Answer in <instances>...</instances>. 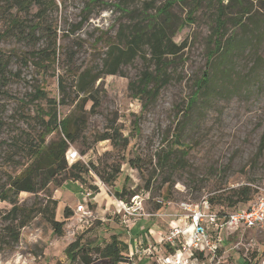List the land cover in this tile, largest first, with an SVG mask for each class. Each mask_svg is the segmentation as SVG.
<instances>
[{"label": "rangeland", "instance_id": "1", "mask_svg": "<svg viewBox=\"0 0 264 264\" xmlns=\"http://www.w3.org/2000/svg\"><path fill=\"white\" fill-rule=\"evenodd\" d=\"M210 1L211 4L214 2L207 0L206 5L194 14L195 22L186 20L187 3L176 4L172 8V13L184 20L174 41L179 45L185 43L187 48L180 57L171 58L173 64L169 73L172 81L156 100L137 96L130 88L132 83L133 88L139 85L146 70L142 60H136L123 68L122 76H104L97 81L93 91L98 92L100 106L94 112H91L92 103L89 102L85 111L76 110L81 99L74 105L58 107L62 120L71 117L77 123V142L70 146L78 156L76 161H82L90 169L92 165L97 166L105 178L110 174L111 166H120L121 173L114 184H106L100 174L90 172L85 176L83 186L73 181L65 182L61 188L50 186L53 199L60 203L59 218L63 215L64 206L73 213L66 221L63 236L55 233L46 218L37 216L21 230L19 242L14 243L7 233L10 222L5 220L11 206L0 203V264H80L82 256L90 253L89 247H103L114 234L122 241L131 238L132 248L137 246L134 238L139 242V234L144 228L129 222L130 218L124 217L123 212H117L123 208L118 196L123 188L134 192L132 197L125 196L123 200L127 208L128 205L143 207L145 213L154 214L159 211L157 206L161 205L162 218H141L148 220L150 225L158 223L160 226L166 225L169 215L179 212L181 203L202 204L210 198H226L230 190L245 185H251L255 192L252 203L264 198V156L257 158L264 134V94L250 99L210 98L208 103L199 104L188 118H184L194 82L205 70L207 40L214 19L213 11L207 7ZM258 1L247 0L255 14L264 15ZM120 2L124 5L119 9L116 4ZM166 2L46 0L45 8L32 5L28 12H21L10 10L0 0V18H3L0 19V35H3L0 51L5 65L2 70L6 75L4 81L0 78V139L4 141L0 184L6 182L8 174L19 175L33 161L30 160L26 166L15 167L5 158L12 154L11 150H6L9 148L7 145L11 144L12 137L19 135V129L30 130L35 126L37 106L47 110L46 102H30L35 91L40 88L49 98L71 103L75 98L73 87L77 75L86 68L97 73L108 44L117 41L122 24L131 22L132 18L123 11L144 10L147 5L161 8ZM3 10L5 13L2 15ZM7 14L35 25L43 19L42 26L31 36L27 29L25 37L20 39L18 30L9 29ZM54 45L57 51L53 62L51 51ZM262 49L264 57V47ZM42 51H49L50 58L43 55L39 59H30ZM251 66L252 60L245 55L239 71L246 74ZM149 71L153 72L154 68ZM59 78L65 83L64 96L58 90ZM82 119H85V124ZM110 126L128 138L126 148H116L110 141H96ZM177 133L181 134V146L175 143ZM60 137L61 132L48 135L46 144L56 142ZM168 150L174 152L173 161H182L175 171L158 164ZM83 152L86 154L82 155ZM18 160L27 162V158L19 156L13 162ZM130 160L137 166H131ZM92 186L98 187L99 191L94 193ZM43 197V194L35 197L23 193L19 197L20 204L30 207L37 198ZM80 204L87 206L89 211L85 217L77 213ZM246 206L240 204L237 209ZM214 210L224 213L235 211L226 204H215ZM15 225L9 226L10 229H15ZM81 248L85 250L79 251ZM122 250L126 249L122 247ZM220 254L223 256L220 264H244L245 261L260 264L264 260V225L259 229L238 230L228 235L226 252ZM69 256L75 259L73 263L69 262Z\"/></svg>", "mask_w": 264, "mask_h": 264}, {"label": "trees", "instance_id": "2", "mask_svg": "<svg viewBox=\"0 0 264 264\" xmlns=\"http://www.w3.org/2000/svg\"><path fill=\"white\" fill-rule=\"evenodd\" d=\"M10 10L18 9L21 12H28L33 5L45 8L46 0H1ZM207 0H167L161 8H154L153 5H147L144 10L123 11L130 19L129 24H122L117 34V41L110 42L105 52L102 64L98 72L93 69H83L76 77L74 85L75 98L71 103H65V100L57 101L49 98L43 89H37L31 96L30 102H46L47 110L42 107L36 109V124L30 130L19 129V135L12 137L11 144L7 151L12 154L6 155L5 161L13 163L15 167H23L33 159L31 164L25 168L19 175L8 174L5 183L0 184V203H8L11 209L5 220H8V236L12 237L14 243L19 242L20 232L35 217L42 216L50 223L53 230L59 236H63V228L66 221L72 216V210L64 206L63 215L59 218V201L53 199L50 192V186L61 188L65 182H79L81 185L85 182V176L90 172L96 175L100 174L104 183L114 184L121 173V167L111 166L110 174L107 178L103 176L97 166L92 165V169L87 164L78 160L69 165L67 152L71 144L77 142V123L73 118H60L58 107L66 104L74 105L77 103L76 110L85 111V105L92 103L91 112H94L100 106L98 92L93 91V87L104 76H122L123 68L133 64L136 60H142L146 70L142 73L139 85L132 88L137 96H144L150 100H156L161 91L172 81L169 68L173 64V58L180 57L186 44H177L174 41L175 34L184 24V20L178 19L172 13V8L176 4H186L188 6V17L186 20L193 19L194 14L199 11ZM258 4L264 9V0H259ZM123 3L116 4L117 8L123 7ZM213 11V25L211 35L207 40L205 70L202 75L194 82V90L188 99L185 108L184 118H188L196 106L201 103H208L210 98L216 100L223 97H237L250 99L264 94V15L255 14L253 6L247 0H214L207 5ZM127 10L128 8L125 7ZM10 12V11H9ZM5 10L2 11V15ZM1 16V13H0ZM6 17H4L5 19ZM1 19V18H0ZM3 19V18H2ZM1 19V20H2ZM8 26L10 30H18L20 39L24 36L27 29L29 35L34 34L42 26V20L39 19L35 25L33 22L22 21L18 17L7 14ZM0 20V22H1ZM29 37V36H28ZM3 35H0V41ZM22 38V39H23ZM56 46L54 45L52 61L56 59ZM49 51H42L34 54L36 58L30 56L31 60L39 59L43 55L49 59ZM248 55L252 60V66L246 74L239 71V66L243 57ZM44 57V58H45ZM172 58V59H171ZM4 59L0 51V78L4 81L6 75L4 70ZM154 68L150 72V68ZM3 83V82H2ZM5 85V84H4ZM1 86V85H0ZM58 90L64 96L66 94L65 83L63 79L58 80ZM229 94V95H228ZM82 97V98H81ZM64 98V97H63ZM37 104V103H36ZM85 124V119H82ZM31 128V127H30ZM55 132H61L58 141H51L46 144V137ZM97 142L110 141L114 147L126 148L129 145L128 138L123 137L117 128L110 126L109 129L100 135ZM181 134L175 135V143L181 146ZM4 141L0 139V160L2 158V148ZM86 154L85 152L82 155ZM173 150L166 151L158 164L164 169L175 171L179 168L180 160L173 161ZM27 158L26 163L19 160L13 162L17 157ZM257 158L264 156V134L261 138ZM131 166H137L135 161L130 160ZM83 186V185H82ZM94 193L98 192V187L92 186ZM149 188V187H148ZM251 185H245L238 189L230 190L226 198L214 197L208 199L214 207L215 204L223 206L226 204L229 208L238 210L240 204H246V207L253 203V194H255ZM26 193L39 197H44L36 201L30 207L20 204V195ZM123 201L125 196L132 197L134 192L127 191L125 188L118 193ZM161 205L157 206L160 210ZM1 211V210H0ZM61 218L65 220L62 221ZM15 225V229L9 226ZM122 247L127 246L120 241L118 235H112L110 242L103 247H89L90 253L81 258L80 264H132L130 258L125 255ZM85 248L79 249V251ZM91 252L93 254H91ZM91 254V255H90ZM70 263L75 260L68 258ZM244 264H249L247 261Z\"/></svg>", "mask_w": 264, "mask_h": 264}, {"label": "built area", "instance_id": "3", "mask_svg": "<svg viewBox=\"0 0 264 264\" xmlns=\"http://www.w3.org/2000/svg\"><path fill=\"white\" fill-rule=\"evenodd\" d=\"M76 153L69 149L67 160L75 162ZM134 197L133 199H135ZM162 204V201H158ZM123 208L117 211L124 217L162 218L161 211L145 213L143 207H133L120 202ZM77 213L85 217L89 214L87 206L80 204ZM166 230L158 232L160 247L150 245L144 248L141 242L137 249L142 255L157 256L156 264H220V253L226 252L228 235L238 230L259 229L264 225V198L249 207L240 208L231 213L214 210L208 200L202 204L181 203L179 212L169 215ZM148 254H147V253ZM133 255L130 256V259ZM264 264V260L260 263Z\"/></svg>", "mask_w": 264, "mask_h": 264}, {"label": "crops", "instance_id": "4", "mask_svg": "<svg viewBox=\"0 0 264 264\" xmlns=\"http://www.w3.org/2000/svg\"><path fill=\"white\" fill-rule=\"evenodd\" d=\"M128 221L131 222L132 224L135 223L137 226H139L142 229L144 228V231L143 233L139 234V237L141 238L139 242H137L138 239L134 238L135 245L137 246H134L133 248L131 246L132 243L131 238L126 241H122L120 239L127 246V249L124 252L125 255L128 256L129 258L131 255H133L132 258L130 259L132 261V264H148L150 262L156 264L157 256H149L146 254L143 256L140 252H137V249L140 246L141 242L144 243L143 246L144 248H147L150 245V242L152 243V245L156 246L157 248L160 247V239L158 238L157 234L159 231H163L164 227L165 228L167 227V223L169 220L167 221L166 225L163 224L164 226H160L158 223L154 225H150L148 220L146 219L144 220L141 218H132V219L130 218L128 219Z\"/></svg>", "mask_w": 264, "mask_h": 264}]
</instances>
